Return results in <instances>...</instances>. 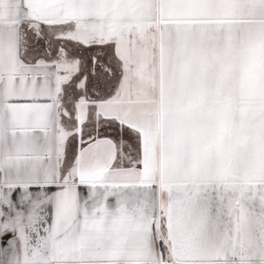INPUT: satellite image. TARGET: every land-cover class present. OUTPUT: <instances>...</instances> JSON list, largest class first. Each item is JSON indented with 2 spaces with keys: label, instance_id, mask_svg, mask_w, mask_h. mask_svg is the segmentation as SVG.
I'll return each instance as SVG.
<instances>
[{
  "label": "snow or ice",
  "instance_id": "obj_1",
  "mask_svg": "<svg viewBox=\"0 0 264 264\" xmlns=\"http://www.w3.org/2000/svg\"><path fill=\"white\" fill-rule=\"evenodd\" d=\"M0 264H264V0H0Z\"/></svg>",
  "mask_w": 264,
  "mask_h": 264
}]
</instances>
